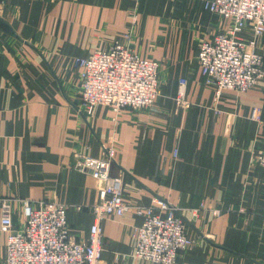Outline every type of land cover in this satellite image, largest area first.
Segmentation results:
<instances>
[{
  "label": "crops",
  "instance_id": "0c3cea01",
  "mask_svg": "<svg viewBox=\"0 0 264 264\" xmlns=\"http://www.w3.org/2000/svg\"><path fill=\"white\" fill-rule=\"evenodd\" d=\"M228 26L200 0H0V198L69 205V235L86 240L100 184L71 161L112 142L123 201L180 210L193 245L176 264H264V79L216 98L197 61L200 43ZM254 40L263 50L264 36ZM115 42L158 62V95L148 109L86 115L75 59ZM23 218L15 203L14 225ZM141 223L131 212L105 217L100 264H144L132 257ZM5 244L0 232V264Z\"/></svg>",
  "mask_w": 264,
  "mask_h": 264
},
{
  "label": "built area",
  "instance_id": "2783aa9c",
  "mask_svg": "<svg viewBox=\"0 0 264 264\" xmlns=\"http://www.w3.org/2000/svg\"><path fill=\"white\" fill-rule=\"evenodd\" d=\"M204 9L229 26L222 34L200 43L197 61L203 84L219 98L223 90L243 93L264 79V49L255 40L264 36V0H200ZM249 29L251 39L239 35ZM81 112L90 115L96 106L109 107L117 117L123 110L151 108L158 95L159 64L142 58L126 45L115 42L106 51H94L75 59ZM185 81L179 84L176 103L183 99ZM259 111L252 118L258 120ZM115 148L103 144L101 156L89 159L77 155L71 161L75 171L88 172L97 183L99 201L90 207L93 223L86 240L69 235L67 212L71 206L52 200L0 198V232L6 235L1 264H100L103 250L100 222L107 216L121 217L126 212L142 218L132 237V257L144 264H176L178 256L193 245L178 208L154 198L150 206L127 204L121 194V181L110 175ZM172 158L178 159L174 149ZM264 168V151L257 158ZM21 205L23 223L12 221L13 205ZM80 210L81 207H75ZM218 213V212H215ZM196 213H194L195 215Z\"/></svg>",
  "mask_w": 264,
  "mask_h": 264
}]
</instances>
